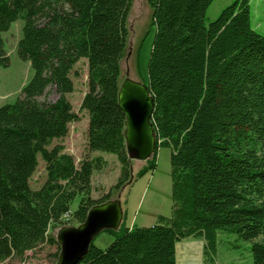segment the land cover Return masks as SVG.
I'll return each instance as SVG.
<instances>
[{
    "label": "trees",
    "instance_id": "1",
    "mask_svg": "<svg viewBox=\"0 0 264 264\" xmlns=\"http://www.w3.org/2000/svg\"><path fill=\"white\" fill-rule=\"evenodd\" d=\"M131 1L0 0V67L9 64L2 33L22 18L16 52L33 69L21 96L0 106V261L48 243L56 262L60 247L49 229L79 225L93 205L132 184L117 103ZM147 2L155 28L146 68L155 150L135 175L153 171L158 148H169L171 211L131 228L121 200L122 222L106 230L114 240L105 248L91 242L78 264H175V244L188 237L203 238L204 264H216L219 232L250 242L253 264H264V240H257L264 234V34L250 25L249 0H233L208 23L212 0ZM80 58L88 66L80 105L88 114L86 149L120 163L116 183L98 198L91 175L107 163L101 155L76 166L62 144L47 148L78 118L66 94ZM50 86L57 98L38 100ZM38 156L46 179L32 189Z\"/></svg>",
    "mask_w": 264,
    "mask_h": 264
},
{
    "label": "rangeland",
    "instance_id": "2",
    "mask_svg": "<svg viewBox=\"0 0 264 264\" xmlns=\"http://www.w3.org/2000/svg\"><path fill=\"white\" fill-rule=\"evenodd\" d=\"M233 0H212L206 15L208 23L215 19L220 10ZM250 25L253 30L264 34V0H249ZM152 9L147 0H132L126 18V47L120 61V81L128 76L143 83L147 82V62L152 46L155 28L151 25ZM24 21L18 18L11 23L8 30L2 33L4 50L9 57V64L0 67V106L14 102L21 96L22 87L29 81L33 69L29 61L22 60L16 52L17 42L22 36ZM88 66L85 58H80L69 73L73 81V90L66 94L72 111L77 115V120L68 124V130L64 137L53 139L47 146L51 149L55 144H62L64 152L74 158L75 165L85 157L101 155L106 164L100 169L94 170L91 175V197L98 198L108 192L113 186L120 172V163L114 154L100 151H87L86 130L88 125V114L81 109V100L87 90ZM57 94L52 86L48 87L45 95L38 97V100L53 101ZM144 163L133 161L132 170L134 180L131 185L126 186L120 192L121 200L126 199V224L132 227L151 226L157 222L158 215L168 216L171 211V175H170V149L159 147L156 154V167L140 177L136 172ZM46 179L45 162L38 156V165L30 178L32 189H39ZM113 197L117 196L116 191L112 192ZM80 195L71 202L70 208L73 211L78 206ZM58 228H50L49 234H56ZM217 237V253L215 260L219 264H253L250 242L239 238L234 233L219 232ZM115 236L106 230L101 231L93 239V244L100 247H107ZM257 240H264V234ZM55 246L43 243L34 250L26 252L22 259L11 257L0 261V264H35L49 263L53 261ZM185 251L177 249L176 262L183 264L187 254L192 259L197 257V248L191 247ZM199 252V250H198Z\"/></svg>",
    "mask_w": 264,
    "mask_h": 264
},
{
    "label": "water",
    "instance_id": "3",
    "mask_svg": "<svg viewBox=\"0 0 264 264\" xmlns=\"http://www.w3.org/2000/svg\"><path fill=\"white\" fill-rule=\"evenodd\" d=\"M117 103L124 116L123 135L129 161L144 162L155 150V127L152 122L154 100L146 83L128 76L122 80ZM123 219L120 194L93 205L82 223L58 228L55 239L60 250L56 264H78L89 245L103 230H117Z\"/></svg>",
    "mask_w": 264,
    "mask_h": 264
},
{
    "label": "crops",
    "instance_id": "4",
    "mask_svg": "<svg viewBox=\"0 0 264 264\" xmlns=\"http://www.w3.org/2000/svg\"><path fill=\"white\" fill-rule=\"evenodd\" d=\"M124 207H126V205ZM204 244H205L204 239L201 237H188L177 241L175 244V264H177L176 256H177V249L179 247L183 248L185 251H189L190 250L189 248L191 247H195L199 250V252L197 250V257L194 259H192L190 255L187 254V257H185V261L183 264H204V254H203ZM216 264L219 263L216 262Z\"/></svg>",
    "mask_w": 264,
    "mask_h": 264
},
{
    "label": "built area",
    "instance_id": "5",
    "mask_svg": "<svg viewBox=\"0 0 264 264\" xmlns=\"http://www.w3.org/2000/svg\"><path fill=\"white\" fill-rule=\"evenodd\" d=\"M69 218H70L69 213H66V214L63 215V219L64 220H68Z\"/></svg>",
    "mask_w": 264,
    "mask_h": 264
}]
</instances>
